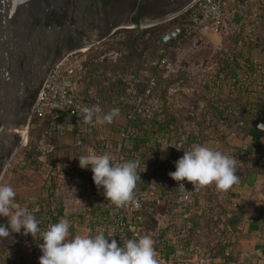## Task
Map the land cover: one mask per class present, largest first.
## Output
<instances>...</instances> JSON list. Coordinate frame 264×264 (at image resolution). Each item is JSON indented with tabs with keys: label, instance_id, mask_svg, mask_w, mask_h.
<instances>
[{
	"label": "crops",
	"instance_id": "crops-1",
	"mask_svg": "<svg viewBox=\"0 0 264 264\" xmlns=\"http://www.w3.org/2000/svg\"><path fill=\"white\" fill-rule=\"evenodd\" d=\"M263 15L264 0H238L229 8L225 28L221 34H210L213 41L211 42L213 53L223 51L229 45L235 46L240 64L247 72L245 77L255 83L249 91L235 93L231 85L222 91L214 90L209 84V79L214 76L213 68H211L207 74H200V85L192 87L194 84L188 85L189 81L188 84L168 91V97L173 106L169 112H166L160 97L156 94L146 96L150 79L154 75L151 70L143 69L132 74L124 72L125 74L120 76V81L110 90L103 88L109 86L108 83L101 81L99 85L100 81L93 79L94 75L87 78L85 74L86 77L80 75L76 82V95L81 106H98L101 109V115L107 114L113 108H118L120 115L114 118L111 124H84L80 112L75 117H66L53 124L57 126L58 131L65 129L62 135L64 137L53 141V146L56 143L63 148L59 151L58 157L65 162L66 168L68 164L79 166L78 158L90 153L127 156L131 161H139L140 167L137 172L141 180L137 181L134 193L146 201L142 213L143 222L135 224L130 217L128 223L140 230L142 237L150 236L154 240L157 258H162L163 255L172 259L177 257L179 264H228L221 255L215 256L205 250L196 251L190 255L183 251L177 255L176 248L172 254V249L164 250L159 244L162 236L167 241L168 233L174 231L178 221L172 204L175 183L169 173L175 171V162L183 156L184 151L199 145L198 141H190V147L182 148L184 137L172 136V131L178 129L176 117L179 109L188 104L193 105L192 108L195 109L198 95L200 96V113H208L205 101L201 98L216 96L218 101L225 102L233 127H237L234 120L236 115L244 116L253 108L255 111H264V46L249 38L251 30L256 27V23ZM241 33L244 41L236 45L235 38ZM203 47L205 45H202ZM129 51H133L132 48ZM201 66L205 68V64ZM188 76L191 78V75ZM238 97L239 100H237ZM257 99L262 101L259 107H257ZM140 103L147 105L150 115L132 122L128 119V115ZM247 119L250 120V118ZM208 124H210L208 139L200 141V145L219 150L230 157L254 145L253 141H246L234 132L226 134L222 141L221 122L217 121L213 115L209 116ZM129 129L133 132L136 141L123 138V133ZM259 129L264 131L263 117ZM234 158L237 161L240 159L239 156ZM258 158H260L258 165L246 175L242 184L234 185L227 192L217 190L214 185L207 187L209 191H216L219 195L218 202L213 205L212 219L216 221L220 218L226 221L228 230L232 231L229 234L232 247L227 249L225 257L231 253L236 259L233 264H264V155L262 152ZM63 170L67 171L65 168ZM157 201H161L160 205L156 204ZM69 208L70 206H65V209ZM72 208L74 209V206ZM197 209L200 211L199 207ZM68 218L64 219L70 223V236H88L90 231L86 227L76 226V223L74 224ZM175 243L170 241L168 244L172 247Z\"/></svg>",
	"mask_w": 264,
	"mask_h": 264
},
{
	"label": "trees",
	"instance_id": "trees-1",
	"mask_svg": "<svg viewBox=\"0 0 264 264\" xmlns=\"http://www.w3.org/2000/svg\"><path fill=\"white\" fill-rule=\"evenodd\" d=\"M190 14L191 11L187 12V18L185 17L186 20L184 19L180 24L181 26L187 27L182 29L184 32H190L188 28L191 26L189 18ZM157 30L158 29H149L142 34H137V32L132 33L133 35L130 36V39L133 51L131 52L126 51L124 43L108 44L124 54V61L123 63H120L122 66L114 62L115 65H113V67H116L117 71L114 76H110L111 78L109 77L110 79L105 78L103 80V82H107L109 85L103 88L110 90L112 86H116L115 84L120 81L121 76L119 73L117 74V72L125 70L124 72L127 73L130 64L133 65L135 63L139 68L136 71L145 70L146 67L147 70H151L154 74L153 77L156 85L151 88V95L156 94L160 97L163 108L166 112H169L173 105L170 103L168 91L188 83L190 78L184 71L176 74L170 73L168 75L162 73L160 70V63L154 61L153 63H156L154 66L149 58L145 59L152 47L151 39H145V37L152 35V33L154 34ZM129 33L130 32H128V35H130ZM241 35L242 33L235 38L236 45L239 42L244 41V39L241 38ZM249 38L258 41L264 46V15L256 23V27L251 30ZM204 48L210 50L209 47H203V49ZM212 55L211 68H213L212 73H214V76L209 79V84L214 90L218 89L219 91H222L224 88L231 85L233 91L237 93L241 91H249L251 86L255 84L245 77L247 72L240 64L239 54L237 53L235 46H226L225 50L218 53H212ZM126 57H129L130 60L126 59ZM127 61L130 63H127ZM98 72H100V70L94 68L86 71V76L89 78V76L94 75L93 79H97L98 77L102 78L104 75H97L99 74ZM201 99L205 101V108L208 109V113H200V96L198 95L195 109L192 108L193 105L191 104L179 109V114L176 117L178 129L172 131V136L181 135L184 137L182 148L190 147V141H198V144L200 145V141L203 142L208 139V129L210 128L208 119L209 116L213 115L217 121L221 122L222 127L220 128V133L222 135V141L226 134L233 132L241 135L246 141H253L254 145L248 147V150H243L240 153L234 154V157H240L239 161H237L236 167V174L239 177V182L236 185L242 184L246 175L258 165L260 161L258 155L261 152L262 155H264V131L259 129L262 117L264 120V111H255V108H253L252 111L247 112L244 116L236 115L234 120L237 127H233L232 122L229 120L231 115L228 112V107L225 102L218 101L216 96L213 98L204 97ZM239 99L240 98L238 97L237 100ZM256 103L257 107H259L262 104V101L257 99ZM66 117L70 116H65V118ZM247 118H250V120ZM42 135H44V131L40 133L39 140L42 139ZM53 139L57 141V137H54ZM128 140L136 141L133 136ZM54 149L59 152L63 148L55 143ZM121 157H123L126 162L131 161L127 156ZM59 160L60 161L55 163L51 169L50 175L44 184L42 195L37 197L34 202H31V204L27 206V210L38 220L40 228V231L37 232L34 237H30L32 243H42L44 231H46L51 224L57 223L67 215L71 222H74V224L76 223V226L82 228L86 227L90 231L88 236H95L103 233L106 238L116 239L117 242L123 246L127 240L131 239L132 232L129 230L131 224L128 223V220L130 217H132L133 220L134 217L131 215L126 219L128 225L125 224L124 228H117L120 218L116 207L110 206L103 196L102 189H98L94 185L92 180L93 174L90 169L82 170L79 166H73L71 164H68V167L66 168L65 162L62 161V158H59ZM63 168L67 169V171H64ZM174 183L176 184V181H174ZM68 184L79 185L82 192H77V195L82 194V198L84 199L80 204V208L72 213H70L74 210L72 207L65 209V206H69L65 197L66 195H69L70 190L69 188L61 190L63 186H67ZM209 190L210 189L207 187L200 188V191L196 196L190 221L192 225L186 231V237L175 241V245L170 247L167 241L164 240V236H162L159 244L164 250L172 249V254L174 248L177 249L178 246L182 245L188 255L193 254L196 251L205 250L215 256L221 255L228 264H233L236 259L233 258L231 253L225 257L227 249L232 247V241L229 236L232 231L228 230L226 221H223L220 218L216 219V221L212 219L214 214L213 205L218 202L219 195L216 191L211 192ZM197 207H199L200 211H198ZM177 231L178 228L174 227V232ZM0 257L4 264H39V258L41 255L29 257L15 248L10 250L0 248ZM162 257L168 258V256L164 255Z\"/></svg>",
	"mask_w": 264,
	"mask_h": 264
},
{
	"label": "clouds",
	"instance_id": "clouds-1",
	"mask_svg": "<svg viewBox=\"0 0 264 264\" xmlns=\"http://www.w3.org/2000/svg\"><path fill=\"white\" fill-rule=\"evenodd\" d=\"M81 119L84 124H111L120 115L118 108L101 115L100 107H82ZM79 167L92 172V180L103 196L117 208L134 201L138 180V160L115 163L105 153H90L80 156ZM237 160L234 157L205 145H196L184 151L175 162V171L169 173L176 182L187 181L194 188L214 185L222 192L229 191L239 182L236 174ZM184 186L183 183H180ZM16 191L10 185L0 184V217L7 218V226L0 225V239L10 233L34 235L40 231L39 222L27 209L16 201ZM70 223L60 219L51 224L43 233L39 249L42 253L39 264H159L150 236L129 239L121 246L116 239H108L103 233L95 236H70Z\"/></svg>",
	"mask_w": 264,
	"mask_h": 264
},
{
	"label": "rangeland",
	"instance_id": "rangeland-1",
	"mask_svg": "<svg viewBox=\"0 0 264 264\" xmlns=\"http://www.w3.org/2000/svg\"><path fill=\"white\" fill-rule=\"evenodd\" d=\"M185 17L187 18V13L171 22L154 28L140 29L138 27L137 29H130L128 31L126 29L119 30L102 43L95 44L89 50L69 57L68 62L73 63L79 61L81 64L78 78L80 75L86 77L85 74L88 70L94 68L99 69L100 72H98L99 74L97 75L105 76L97 78V81H100L98 82L100 85L101 81L105 78L115 75L117 69L113 67V65H115L114 62L120 64L124 61V54L108 44L125 43V49L129 52L132 48L130 39V36L133 35L132 33L139 30L142 34L149 29H158L154 34L152 33V35L145 37V39H151L152 42V47L145 59L149 58L151 62L155 61L156 63H160L161 69H159L162 73H166L167 75L170 73H180L181 71L186 72L187 75H191L190 82L187 84H194L192 87H195L196 85H200V74H207L209 69H211L213 58L211 45L213 41L210 34L213 33L203 31V29H200V32H184L181 29L176 37L170 38L165 43H162L164 35L179 29L181 27V22H183L184 19L186 20ZM128 32H130V35H128ZM202 45L209 47L210 50H206V48L203 49ZM126 59H129V57H126ZM127 63L130 62L127 61ZM202 64H205V68L201 66ZM120 66H122V64H120ZM138 69V65H135V63L133 65L130 64L127 73H135ZM124 71H119L117 74L119 73L122 75ZM43 131L44 135H42V139L39 140V135ZM64 132L65 129L58 131L57 126H54L49 120L31 118L30 124L27 127L26 145H22L18 150L8 165L7 171L0 183L13 187L17 194L16 201L21 208L27 209V206L31 204V202H34L37 197L42 195L44 184L50 175L53 165L60 161L58 157L59 152L56 151L53 146V141H55L53 138L57 137L60 139V137H64L62 136ZM64 160L66 159L64 158ZM67 161L69 160L67 159ZM66 188L70 190L69 195L65 197L66 202L70 207L74 206V210L70 212L72 213L78 209L79 205L84 200L82 194L77 195V192H82V190L79 185L76 186L72 184L63 186L61 190ZM7 224V218L0 217V225L7 226ZM30 237L32 236L23 235V230L20 234L10 233L8 238L0 239V248L9 250L15 248L29 257L42 255L39 244L32 243ZM0 264H4L1 257Z\"/></svg>",
	"mask_w": 264,
	"mask_h": 264
},
{
	"label": "water",
	"instance_id": "water-1",
	"mask_svg": "<svg viewBox=\"0 0 264 264\" xmlns=\"http://www.w3.org/2000/svg\"><path fill=\"white\" fill-rule=\"evenodd\" d=\"M85 1L0 0V84L3 83V79H6L9 89L12 88L14 86L12 77L17 61H30L36 50H42L43 46L57 45L67 30L75 29L79 23L80 9L85 5ZM198 1L113 0L115 8L109 13L102 29L99 32L87 31L77 43L55 57L50 63L48 75H51L53 69L64 59L89 50L119 30L138 27L147 29L163 25L189 12ZM141 4L145 6L146 14L136 24L131 17ZM179 32L180 29H176L164 35L162 43L176 37ZM40 95L34 100L24 124L18 129L19 134L14 133L12 128H8L0 118V183L18 150L22 145H26L27 127L32 118V110ZM10 137L15 139V143L9 147L13 143L9 141Z\"/></svg>",
	"mask_w": 264,
	"mask_h": 264
},
{
	"label": "built area",
	"instance_id": "built-area-1",
	"mask_svg": "<svg viewBox=\"0 0 264 264\" xmlns=\"http://www.w3.org/2000/svg\"><path fill=\"white\" fill-rule=\"evenodd\" d=\"M237 0H199L197 4L190 10L191 26L188 27L190 31H208L216 35H220L225 28L226 16L229 8ZM187 28L181 26L179 29ZM73 56V55H72ZM71 57V56H69ZM68 58L61 61L52 71L46 85L32 110V117L39 120H49L53 124L58 123L65 116H76L81 112L82 106L76 95V82L78 79V73L81 67L79 61L68 62ZM154 66L156 65L153 64ZM155 79H150V87L146 92V96H151V88L155 87ZM150 112L145 103L137 104L133 110L129 113L128 119L130 121H136L140 117L148 116ZM123 138L128 140L133 136V133L129 130L123 133ZM113 162L124 163L126 162L121 156H111ZM183 183L184 186H181ZM103 192V190H102ZM101 192V193H102ZM199 193V188H194L192 184L187 181L176 182L175 194L172 200L175 214L177 215V228L178 231H170L168 233L167 242L177 241L186 237V231L191 227L192 209L195 203V197ZM110 206L112 205L108 201ZM161 201H157L156 204L160 205ZM146 201L143 197L134 193V201L129 202L126 206L117 208L119 214V223L117 228H124L125 224L128 225L126 219L129 216H133V222L140 224L143 222V210ZM129 230L132 232L131 239H138L142 237L140 230L136 229L133 224L129 226ZM172 232V233H171ZM174 234V236H173ZM186 250L182 245L177 247L176 254ZM159 264H179L176 258H157Z\"/></svg>",
	"mask_w": 264,
	"mask_h": 264
},
{
	"label": "flooded vegetation",
	"instance_id": "flooded-vegetation-1",
	"mask_svg": "<svg viewBox=\"0 0 264 264\" xmlns=\"http://www.w3.org/2000/svg\"><path fill=\"white\" fill-rule=\"evenodd\" d=\"M84 4L80 9L79 23L75 29L67 30L57 45L43 46L42 50H36L30 61H17L12 77L14 82L12 88L9 89L6 79H3V83L0 84V118L8 128H12L14 133H20L18 129L24 124L34 100L44 89L50 77L48 75L50 63L77 43L87 31L99 32L109 13L115 8L113 0H86ZM145 14L146 8L141 4L134 11L131 19L138 24ZM137 33L140 31L138 30ZM8 139L13 142L9 145L10 147L15 143V139L12 137Z\"/></svg>",
	"mask_w": 264,
	"mask_h": 264
},
{
	"label": "bare ground",
	"instance_id": "bare-ground-1",
	"mask_svg": "<svg viewBox=\"0 0 264 264\" xmlns=\"http://www.w3.org/2000/svg\"><path fill=\"white\" fill-rule=\"evenodd\" d=\"M82 52H85V51H82Z\"/></svg>",
	"mask_w": 264,
	"mask_h": 264
}]
</instances>
